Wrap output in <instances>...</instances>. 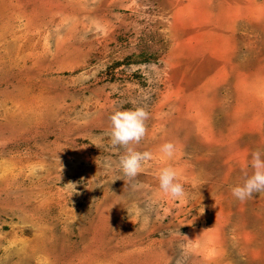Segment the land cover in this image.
<instances>
[{
  "label": "rangeland",
  "instance_id": "374dc122",
  "mask_svg": "<svg viewBox=\"0 0 264 264\" xmlns=\"http://www.w3.org/2000/svg\"><path fill=\"white\" fill-rule=\"evenodd\" d=\"M114 106L149 113L153 159L112 181ZM257 149L264 0H0V264H264V191L231 193Z\"/></svg>",
  "mask_w": 264,
  "mask_h": 264
},
{
  "label": "clouds",
  "instance_id": "9594fccd",
  "mask_svg": "<svg viewBox=\"0 0 264 264\" xmlns=\"http://www.w3.org/2000/svg\"><path fill=\"white\" fill-rule=\"evenodd\" d=\"M148 119L149 113L142 106L129 109L114 106L112 114L109 116L111 127L108 135L111 144L124 151L118 160V171L121 175L116 176L112 181L122 179L121 177H137L143 172L144 166L153 159L152 152H141L136 148V145L145 138L147 132L146 121ZM177 152V146L171 141H166L159 147L160 159L164 161L173 160ZM250 167L252 169L251 175L245 173L242 183L231 188L233 197L240 201H246L252 198L255 193L264 191V150L257 149L251 152ZM41 170H43L42 165H33L30 173L35 174ZM182 175L183 171L181 169L168 164L159 170L157 178L159 188L164 196L186 204L192 197L181 183ZM198 183L199 181L194 179L193 187H196ZM65 186L69 191V197L76 192L75 183L69 182ZM72 212L73 216L68 221L69 225L74 224L78 219L73 208ZM201 212H203V209Z\"/></svg>",
  "mask_w": 264,
  "mask_h": 264
}]
</instances>
